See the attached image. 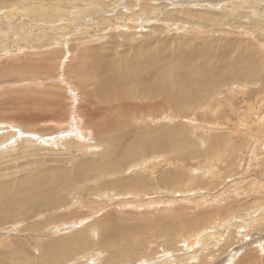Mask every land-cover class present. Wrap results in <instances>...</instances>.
<instances>
[{"label": "rangeland", "instance_id": "rangeland-1", "mask_svg": "<svg viewBox=\"0 0 264 264\" xmlns=\"http://www.w3.org/2000/svg\"><path fill=\"white\" fill-rule=\"evenodd\" d=\"M64 1L0 0V214L12 216L0 221V264H264V0ZM142 44L221 88L183 109L148 108L140 127L173 132L176 151L139 143L94 171L104 129L127 123L98 110L106 100L87 102L100 94V55L123 68ZM55 168L65 177L9 207L23 178L31 187Z\"/></svg>", "mask_w": 264, "mask_h": 264}, {"label": "bare ground", "instance_id": "bare-ground-1", "mask_svg": "<svg viewBox=\"0 0 264 264\" xmlns=\"http://www.w3.org/2000/svg\"><path fill=\"white\" fill-rule=\"evenodd\" d=\"M71 3L72 2H70L69 4H71ZM147 3H148V1L146 2V4ZM142 5H144V4H142ZM62 8H63V6H62ZM65 9L63 8V10H65ZM70 9H71V7H70ZM101 10H102V8H101ZM67 11H69V10H67ZM37 13H38V10H37ZM69 14H71V12ZM85 17H87V16H85ZM37 18L39 19L40 17H37ZM47 19L49 21V18H47ZM51 20H52V18H51ZM116 47L118 48V46H116ZM145 47H146L145 44L141 45V50H142L141 53L143 52L141 55H138L137 52H136L133 55V57L130 58V60H128V58H127V60L129 62H125L126 60H124V57L122 56V59L124 60L122 64L126 63L124 65L126 67L123 66V68H120L121 66L120 67L119 66L115 67L114 63H112L113 62L112 61L113 57L105 58L106 56H108L105 53L102 56L100 55V62L97 63V69H98L97 71H98V74H99L98 75V80L99 81L97 82V86L96 87L93 85V87L97 88L96 92L100 93V94L98 96L94 95V97H98V98H96V99H98L97 101L94 100L95 98L94 99L91 98L92 100L88 101V99H87V102H89L88 104H93V105H96L98 107L101 104L102 101L104 102L106 100V102H108L109 108L105 107V104H104L103 106L100 105L102 108H98V110L105 108V112H106L107 110H111V109L113 110V108H116V110L120 109V110L123 111V113H121V114L127 119V123H123L122 124V122L121 123L118 122L117 123V124H119L118 126L115 124L114 127L111 126V127H107V128L104 129V132H103L104 134L103 135H106V133L109 132L111 138H110V141L107 143V147L105 145V148H104L105 152H103L102 156L101 157H97V158L93 157L92 161L87 163V167L89 165L94 167L93 168L94 171L101 170V169H103L105 167H107V168H117L118 167V163L117 162H119V158H120V161L123 162V161H126L129 158V156L133 154L132 151H133V149H135L134 148L135 144L140 145L141 143H143L144 146H147V148L149 147L150 151L153 149V146L155 144H161L162 146L168 147V148L171 147L174 151H176V148L174 147L175 145H177V144H174V143H176V139H174V138H176V136L174 138L171 137V134H173V132H171V134H170V133H168L169 132L168 130L163 129V130H159L158 132H156L155 133L156 135L154 136V134L152 135L150 132H147V131L143 130L142 127H140L142 122L144 120L148 119L149 116H150V115H147L148 116V118H147V116L145 114V113H147L150 110V109L148 110V108H153V107L156 106V110L159 111V109L161 110V108L165 107L167 104H171L172 108H174V109H183L185 107H190L193 104L196 105L198 102H200V94H203V93L205 94V93H208L210 91H212L213 94H216V91H218L217 89L221 88L220 84L215 83V81L212 82V81H210L209 79H207L205 77V74L209 73L208 70L206 71L203 67H198V65L193 64V61H190V60L186 61L185 60L183 63H180V62L177 61L178 63L176 62V64L169 63V64H166L164 66H161L162 62H160L158 58L155 59V57H154L155 54L151 55L153 53L150 52V49H146L147 51H145ZM96 53H98V52H96ZM99 54H102V53H99ZM95 57H99V56L95 55ZM167 59H170V58H167ZM211 59H209V60H211ZM162 60H164V59H162ZM238 60H240V59H238ZM92 61H94V60H92ZM225 61L226 60H224V62ZM212 62H213V60H212ZM212 62H210V63L212 64ZM216 63H221V61L220 62H216ZM226 66H227V63H226ZM163 67L165 69H162ZM169 68H175V69L167 70ZM187 68H189L190 70L187 69ZM186 69L189 70V71H194L195 75H193V76L190 75V76H187V77L178 76V78L175 81H172L171 75H174V74L177 75L178 73H180V71H185ZM231 74H232V76H231ZM229 77L231 79H234L232 77H240V74L236 71V72L230 73ZM181 82H183V83L180 84ZM213 83H214V85H213ZM226 84L227 83H225L222 86H225ZM112 87H117V88L115 89V91L112 92V94H109V96L105 95V93H104L105 90L106 89L108 90L110 88L112 89ZM90 93H92V92H90ZM186 95H190V98L186 99ZM101 97H103V98H101ZM83 105H85V104H83ZM110 105H115V106H111L110 107ZM151 106H153V107H151ZM90 107H93V106L92 105H88L87 106L88 111H89ZM112 110H111V112H112ZM97 112H95V111L94 112H90V114L88 112L87 114L88 115H94ZM37 117L40 120L44 119V116H37ZM85 120H88V119H85ZM79 122L80 121H78V123ZM83 122H84L85 125H87L84 120H83ZM86 128L87 127L84 126L82 129H86ZM117 130H118V132L115 134V132ZM84 131H87L86 134L88 132L89 133L91 132L88 129L84 130ZM81 134H82V132H81ZM175 135H176V133H175ZM83 137H85V136H83ZM87 138H88V136H87ZM100 144H102L104 146V144H106V142L101 140ZM101 146H99V147H101ZM132 147H133V149H132ZM138 148H140V147H138ZM143 151H145L144 153H146V150H143ZM140 159H142V158H140ZM83 166H85V165H83ZM75 168H76L77 171L81 172L80 171L81 164L75 166ZM71 170H73V169H71ZM43 172H45V170L41 169V172H39L37 174V178H36L37 183L33 184L31 187H29L30 184H28L26 182V180L28 181V178H26V177L23 178L19 182V184L16 183L19 186V193H16V192H18V189L16 190V192L12 191V192H14L16 194H13L10 191L9 196H12V197H11V199H9L11 201V204H9V207L12 208L14 202H21L22 201L21 199L26 201L30 197V194L33 193V192H38V193L42 192V190L44 188L48 187V186L46 187V185L48 183L47 181H49V179H51L53 177L52 175H63L64 176V174H65V171L62 168H55V169L50 170V171L46 170V174L47 175L44 174ZM70 174L71 173L69 172V175ZM63 176H60V177L58 176V178L62 177L61 179H63ZM68 177H70V176H68ZM58 181H56V182H58ZM26 193L28 195H26V197H24V195ZM93 194H95V193H93ZM55 195L56 194H54V196ZM51 196H52V194H51ZM31 197H32V194H31ZM33 201H34V198H33ZM16 204H14V205H16ZM17 206H18V204H17ZM0 212H2V211H0ZM0 215H1L0 221H6V220H8V219H10L12 217V216H9L8 214L7 215L0 214ZM17 216H19V215H17ZM19 218H20V216H19ZM207 238H208V236H207ZM261 239H263V237H261ZM203 241H205V238L203 239ZM213 243H214V247L211 246L212 247L211 251L215 252L214 250L217 249V245L219 244V242H217V241L214 242L213 241ZM256 245H257V243H256ZM201 246H203V245H201ZM226 246L227 245H225L223 248H221L219 250L217 249L218 251H216V252L218 253V255H221V254H223L225 252V250L227 249ZM218 255H216V256H218ZM216 256L214 258H216ZM210 257H211V259H213L212 256H210ZM225 257H227V256H225ZM228 257L225 258V259H222L220 262H218V264H225L228 261ZM262 257H260V258H262ZM245 258H248V257H245ZM255 259H256V257H255ZM250 264H252V263H250Z\"/></svg>", "mask_w": 264, "mask_h": 264}]
</instances>
